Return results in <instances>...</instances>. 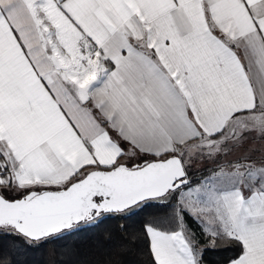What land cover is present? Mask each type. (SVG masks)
Here are the masks:
<instances>
[{"label":"snow or ice","instance_id":"6c2138e0","mask_svg":"<svg viewBox=\"0 0 264 264\" xmlns=\"http://www.w3.org/2000/svg\"><path fill=\"white\" fill-rule=\"evenodd\" d=\"M134 218L107 264H264V0H0V264Z\"/></svg>","mask_w":264,"mask_h":264},{"label":"trees","instance_id":"16d2710c","mask_svg":"<svg viewBox=\"0 0 264 264\" xmlns=\"http://www.w3.org/2000/svg\"><path fill=\"white\" fill-rule=\"evenodd\" d=\"M141 218H134L130 221H108L99 229L91 232H82L73 235L65 240L57 241L54 244H48L32 255L34 264H65L68 261H81L82 264H107L110 254H115V243L110 244L107 232H116L117 224L124 223L131 230L139 228ZM67 250H71L74 255H62ZM234 253L232 251L210 252L206 258V264H224ZM121 260H125L123 256ZM137 261L145 259L143 256L133 257Z\"/></svg>","mask_w":264,"mask_h":264},{"label":"crops","instance_id":"0c3cea01","mask_svg":"<svg viewBox=\"0 0 264 264\" xmlns=\"http://www.w3.org/2000/svg\"><path fill=\"white\" fill-rule=\"evenodd\" d=\"M224 264H227V262H226V263H224Z\"/></svg>","mask_w":264,"mask_h":264}]
</instances>
